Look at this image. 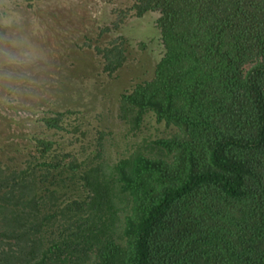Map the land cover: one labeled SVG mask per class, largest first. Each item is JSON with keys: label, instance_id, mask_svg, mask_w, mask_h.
<instances>
[{"label": "trees", "instance_id": "trees-1", "mask_svg": "<svg viewBox=\"0 0 264 264\" xmlns=\"http://www.w3.org/2000/svg\"><path fill=\"white\" fill-rule=\"evenodd\" d=\"M133 9L160 13L164 47L119 100L137 147L112 161L103 131L67 145L81 127L45 117L61 144L44 130L0 158V264H264V0ZM97 51L111 76L127 61Z\"/></svg>", "mask_w": 264, "mask_h": 264}, {"label": "rangeland", "instance_id": "rangeland-1", "mask_svg": "<svg viewBox=\"0 0 264 264\" xmlns=\"http://www.w3.org/2000/svg\"><path fill=\"white\" fill-rule=\"evenodd\" d=\"M136 0H1L0 36L20 37L28 53L26 63L11 78L0 60V147L17 156L28 137L47 131V139L61 142L42 120L66 113L64 125L81 127L64 140H78L94 150L105 135V158L115 161L135 150L134 134L119 119V100L141 81L151 79L164 56L159 12L138 17ZM126 49L127 61L114 75L104 71L97 48L111 43ZM73 110L67 113L66 111ZM153 125L156 122L152 121ZM147 124V123H145ZM146 128V127H145ZM165 126L162 127L164 130ZM84 132V133H83ZM154 134L155 129L145 135ZM52 136V137H51ZM140 141V140H139ZM72 142V141H71ZM20 145V147H19Z\"/></svg>", "mask_w": 264, "mask_h": 264}, {"label": "clouds", "instance_id": "clouds-1", "mask_svg": "<svg viewBox=\"0 0 264 264\" xmlns=\"http://www.w3.org/2000/svg\"><path fill=\"white\" fill-rule=\"evenodd\" d=\"M27 57L22 38L7 34L0 36V60L8 69L5 72L6 77L11 78L14 70L26 63Z\"/></svg>", "mask_w": 264, "mask_h": 264}]
</instances>
